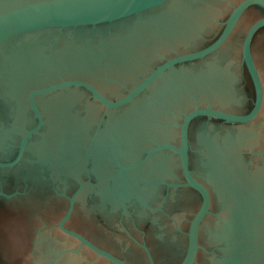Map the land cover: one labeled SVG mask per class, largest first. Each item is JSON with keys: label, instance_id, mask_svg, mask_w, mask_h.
Wrapping results in <instances>:
<instances>
[{"label": "water", "instance_id": "obj_1", "mask_svg": "<svg viewBox=\"0 0 264 264\" xmlns=\"http://www.w3.org/2000/svg\"><path fill=\"white\" fill-rule=\"evenodd\" d=\"M257 8L264 0H0V199L20 196L26 209L49 212L57 210L52 188L69 201L60 228L71 239L41 233L38 264L77 243L60 264H166L146 243V262L127 256L130 263L68 226L78 204L84 216L110 220L116 211L122 230L116 214L127 204L141 221L150 215L155 246L176 253L182 238L162 235L170 224L146 210L152 199L161 203L171 164L170 179L180 167L185 181L168 188H191L201 202L184 256L169 264H264V33L254 41L264 16L247 20ZM218 15L221 33L196 48ZM146 34L181 52L140 80L134 72L151 59ZM240 60L254 87L247 112L253 97ZM153 142L171 144L136 155ZM155 173L158 181L144 177ZM74 186L72 195L57 191Z\"/></svg>", "mask_w": 264, "mask_h": 264}, {"label": "flooded vegetation", "instance_id": "obj_2", "mask_svg": "<svg viewBox=\"0 0 264 264\" xmlns=\"http://www.w3.org/2000/svg\"><path fill=\"white\" fill-rule=\"evenodd\" d=\"M248 14H249V17L247 20L249 23H251V22H254L260 16H264V10L261 8H257V10L250 11ZM214 19H215L214 20L215 24L212 22V26L210 27V33L202 32L199 38L200 41H202V44H200V46L196 48L201 49V48L208 46L221 33L225 20L222 18L221 15L220 16L218 15ZM216 26H218V28H216ZM262 33H264V28H262L256 34L254 41L257 39V36ZM148 35L149 34H146V37L143 38V40L147 44V46H150V48L152 47V49L148 50L149 58L151 59L145 60V63L140 67L144 68L147 65V66H150L151 69L148 68L149 70L147 69L146 73L143 71V68L140 69V71L134 72V74L138 75L140 80L143 78V76H145L152 69L154 70L156 67L162 64L165 60L172 58L181 52V51L174 52L175 51L174 44L169 45L173 51L172 53L167 52L166 50L157 47L156 44H153L152 39L149 38ZM261 39H264V36ZM168 41L171 43L170 40ZM262 45L264 46V42L262 43ZM196 48H193V49H196ZM193 49H188L184 51H191ZM253 50H254V43H253ZM238 65L240 66V70H239L240 82L244 83V85L246 86V88L249 89L253 97L249 104L244 102L243 107L247 106V108L241 109L242 111L247 112L253 106L254 87H253L250 74L245 64H243L242 61L240 60ZM115 81L118 82L119 80L116 79ZM203 118H206V117H203ZM215 120H218V119H215ZM218 121H221V120H218ZM190 142H191V139H190ZM160 143L171 144L169 142H153L148 148L146 149L143 148L141 151H136V155L143 154L145 153V150H148ZM255 151L256 150H253L252 152H255ZM166 152H168L169 154L172 153L170 150H166ZM191 155L192 154L190 151V159H191ZM174 157H176V155H174ZM190 165H191V169L194 171L192 167V162ZM170 167H171L170 175L164 174L163 181H162L164 185L161 188L162 189L161 191H162V195H164L165 198L163 196V198L161 199V203L157 205L155 204L156 200H153V199L150 200V202L147 203L146 210H148L149 213L151 214V208L153 209V207H155L156 212L158 213L160 212L159 214L163 217L162 220H160L161 223L167 222L170 224V228L167 227L165 228L164 231H162L164 233L161 232L162 235L169 238L176 234L182 238V243H181L182 247L176 253H174L173 250H171V252H166V251L158 249L157 246H155L156 244L155 240L149 237L151 233V228L148 229L147 226L149 223L150 215L146 217V219L141 221V219L143 218V215H141L142 216L141 219L136 217L133 214V212H131V206L129 205L127 206V204L124 206L123 205L120 206V208L118 209L120 213L116 214V216L118 217L120 226L122 227V230L120 229L118 225H115L113 223V217H115L114 214L116 211H113L112 218L110 220H107L103 216V214L99 211H98L99 213L90 212L88 216L86 214L84 216L83 212L78 210V204L75 205L74 213H73V216L71 217L68 228H71L73 231L82 234L83 236L89 238L92 242L97 244L102 249L109 251L113 253L114 255L126 261H128L127 256L133 257L135 258V260L145 261L146 254L141 244L146 243L150 247L152 254L155 257L156 261H158V263L160 261L161 262L164 261L163 263L167 261L166 264H169L170 261L172 262V260H174V258H176L177 261L179 262V260H181L185 254L186 245H187L186 243L187 235L186 234L188 232L191 219L200 205L201 196L197 191L191 188H178L177 190L168 188L169 184L184 183L185 181L180 167L178 169V174H179L178 177L170 179L171 175H173L175 172L172 169L173 164H171ZM114 168L116 171V169H119V166H116ZM195 176H197L198 178V175L196 173H195ZM144 177L151 181H155V180L158 181V178H160L159 176L156 175V173L148 175V176L145 175ZM76 183L78 184V182ZM77 186H74L71 189H67V190L57 189V191H60V193L64 192L65 194L72 195L76 191ZM3 190L5 192L8 191L6 188ZM51 191L53 195L50 198V201L56 203L57 210H52L49 212H43V211H37V210L31 211V210L26 209L24 205L25 202H23L24 200L19 199L20 196L12 197V198L2 197L0 199V264H38L37 263L38 252H37L36 243L40 237V234L45 232L48 228L59 230L62 236L70 238L69 236L65 235L60 228V221L63 218L66 208L68 207L69 201L66 197H61L59 196L58 193L56 194V191L54 189L51 188ZM171 191L175 193L173 196H172ZM160 194L161 192L159 193V195ZM173 197H176V201L172 200ZM156 199L158 202L159 198H156ZM170 200H171V203H169ZM213 211L215 215H212L211 217H218L219 213L216 212L214 208H213ZM125 219L127 221V224L124 223ZM209 219L210 217L206 219L204 226H203L204 228L208 226L207 221ZM72 223L74 226L71 225ZM111 223H113L114 225H112ZM81 227H84V228L86 227L88 229L87 230L88 234H86L84 230H80ZM36 228H37L38 236L35 235ZM118 238L123 240L122 245L119 244ZM125 243H130L131 247L135 248L134 250L137 253H133L131 251V248L128 247ZM201 244H202V235H201ZM64 249L69 250V251L71 250L72 251L71 253H77L79 251V245L77 243L76 246L66 247ZM64 249L54 254L51 260L49 261V263L48 261L46 262V260L45 261L43 260V262L41 263L42 264H60L62 261V257H63L62 253ZM69 251L66 254H69ZM202 251L208 252L206 247H205V250H202ZM90 254L96 257L95 253L90 252ZM200 254L198 257V261L200 259ZM178 262L174 264H178ZM71 263L75 264L74 262H71ZM77 264H81V263L78 262Z\"/></svg>", "mask_w": 264, "mask_h": 264}]
</instances>
